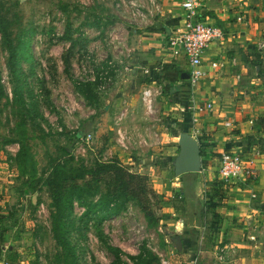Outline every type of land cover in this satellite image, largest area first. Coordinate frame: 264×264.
I'll return each mask as SVG.
<instances>
[{"label": "rangeland", "instance_id": "1", "mask_svg": "<svg viewBox=\"0 0 264 264\" xmlns=\"http://www.w3.org/2000/svg\"><path fill=\"white\" fill-rule=\"evenodd\" d=\"M158 2L0 0V15L21 56L17 65L9 63L0 31V264L61 260L47 186L40 182L32 187L15 159L22 130L40 181L61 164L68 172L79 164L90 168L116 158L130 173L147 177L155 195L150 203L163 223L154 227H148L133 203L102 224H85L80 221L85 208L75 201L66 225L76 264H112L115 252L131 264V257L143 249L160 264H191V256L201 250V232L193 220H180L181 205L189 199L187 187L182 194L172 188L180 179L174 175V162L182 121L175 112H166L172 105L160 95L171 89L163 85L167 77L177 82L180 76L171 71L159 78L162 88L149 87V79L137 80L131 60L133 51L141 49L140 36L157 32ZM104 76L110 81L100 89ZM86 84L92 86L84 96L79 88ZM147 87L153 93L150 109L142 101ZM169 144L174 149L168 154ZM212 171L217 174V168ZM100 180L104 191L109 178ZM192 200L190 214H201V198ZM198 253L196 264H201Z\"/></svg>", "mask_w": 264, "mask_h": 264}, {"label": "crops", "instance_id": "2", "mask_svg": "<svg viewBox=\"0 0 264 264\" xmlns=\"http://www.w3.org/2000/svg\"><path fill=\"white\" fill-rule=\"evenodd\" d=\"M183 1L159 0L160 17L153 23L157 32L140 36L141 49L133 51L134 75L137 80L149 79V87L171 88L169 94L160 92L161 99L165 97L172 105L166 112H175L182 121L179 135L187 133L198 142L201 171L180 176L172 188L182 194L187 187L189 199L181 205L180 220L184 224L193 220L192 226L201 232V264H221L216 259L220 247L228 252L222 264H264V50L260 49L264 0H200L201 20L219 27L223 38L203 52L205 77L194 86L181 78L188 74L186 59L174 55L166 43L183 24ZM164 69L175 72L179 80L158 84ZM206 104L211 108H205ZM166 149L169 154L174 148ZM223 153L252 160L254 176L223 183L212 171L218 168ZM212 183H218L222 200L211 199ZM194 198H201V214H190ZM198 252L191 256V264L198 263Z\"/></svg>", "mask_w": 264, "mask_h": 264}, {"label": "trees", "instance_id": "3", "mask_svg": "<svg viewBox=\"0 0 264 264\" xmlns=\"http://www.w3.org/2000/svg\"><path fill=\"white\" fill-rule=\"evenodd\" d=\"M0 31L7 48L9 63L17 65L18 59L21 58L18 54L20 46H12L10 33L7 32L8 30L2 15H0ZM66 60L65 63L68 65ZM168 70L164 69L161 71L159 78L163 75H168ZM168 78L173 79L174 77H167V80ZM91 86L92 84L80 86L79 90L82 95L85 96ZM2 96L3 91L0 85V98ZM20 127L22 126L20 125ZM22 134L18 138L19 143H17L20 144V147L15 159L24 175L30 177L29 182L32 187L41 184L40 182L47 186L55 209L51 214L53 236L62 251L59 264H76L74 250L68 240L66 225V218L72 211L75 201L85 208L80 217V221L85 222V224L92 220H96L98 224H102L103 221L120 214L129 203H133L139 207L148 227L157 226L160 222L150 203L155 198V195L148 187L147 177L130 173L122 167L118 159L114 158L109 163H97L90 168L79 164L76 167H71L68 172L64 171V166L62 167L61 164L56 168L53 167L51 173L40 181L36 177L38 173L36 172L35 162L30 154V149L24 141V130H22ZM64 152L68 154L70 160H73L69 149L64 150ZM100 178H109L110 181L104 191H100V182L102 180ZM211 194L213 201L223 199V194L218 183H212ZM97 196L98 198L95 200L94 198ZM3 234L0 236V259L2 258L1 244L3 242ZM112 251L115 250L112 249ZM114 258L115 260L112 264H129L123 262L117 252H115ZM131 260V264H160L159 260L145 249L141 250L135 257H131Z\"/></svg>", "mask_w": 264, "mask_h": 264}, {"label": "built area", "instance_id": "4", "mask_svg": "<svg viewBox=\"0 0 264 264\" xmlns=\"http://www.w3.org/2000/svg\"><path fill=\"white\" fill-rule=\"evenodd\" d=\"M182 9L184 11L183 24L171 33L166 43L174 55H182L186 59L189 66V80L194 86L205 77V72L201 68L203 52L212 42L223 38V31L219 27L209 25L201 20L199 15L200 0H184ZM260 49L264 50V43ZM103 80L105 81L102 82L100 89H104L110 78L106 79L104 76ZM152 97V89L146 88L142 92V101L148 109H150ZM205 108H211V104H206ZM202 110L201 107L198 108V112ZM225 126L231 127L229 123H226ZM90 137L86 138V144L89 143L87 141ZM251 164L252 160H244L238 154L223 153L217 168L218 178L223 183L229 184L248 176H254ZM227 257V248L220 247L216 255L217 261L222 264L227 260Z\"/></svg>", "mask_w": 264, "mask_h": 264}, {"label": "water", "instance_id": "5", "mask_svg": "<svg viewBox=\"0 0 264 264\" xmlns=\"http://www.w3.org/2000/svg\"><path fill=\"white\" fill-rule=\"evenodd\" d=\"M182 79H189L184 73ZM179 154L174 162V175L180 177L184 174L198 173L201 171V155L198 142L187 133L178 136ZM180 242L177 245L180 246Z\"/></svg>", "mask_w": 264, "mask_h": 264}]
</instances>
